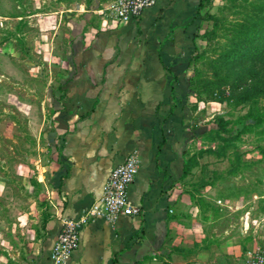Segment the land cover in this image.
<instances>
[{
	"label": "rangeland",
	"instance_id": "1",
	"mask_svg": "<svg viewBox=\"0 0 264 264\" xmlns=\"http://www.w3.org/2000/svg\"><path fill=\"white\" fill-rule=\"evenodd\" d=\"M112 1L0 0V264H38L45 252L59 192L55 115L65 106L78 32L97 26ZM251 4L212 0L202 12L185 86L192 162L169 214L171 222L226 229L252 256L264 250V141L245 133L250 107L212 101L217 89L201 92L230 76L223 60ZM257 102L264 107V97Z\"/></svg>",
	"mask_w": 264,
	"mask_h": 264
},
{
	"label": "crops",
	"instance_id": "2",
	"mask_svg": "<svg viewBox=\"0 0 264 264\" xmlns=\"http://www.w3.org/2000/svg\"><path fill=\"white\" fill-rule=\"evenodd\" d=\"M200 2L158 0L128 23L99 17L92 30L78 32L65 106L55 115L53 142L62 136L51 168L57 206L38 264H54L63 220L79 219L134 151L142 166L129 198L142 216H121L115 225L92 220L69 264H249L251 252L226 229L170 220L192 134L185 86Z\"/></svg>",
	"mask_w": 264,
	"mask_h": 264
},
{
	"label": "built area",
	"instance_id": "3",
	"mask_svg": "<svg viewBox=\"0 0 264 264\" xmlns=\"http://www.w3.org/2000/svg\"><path fill=\"white\" fill-rule=\"evenodd\" d=\"M157 2L158 0H114L104 11H100V15L105 22L128 23L140 18L145 10L155 6ZM141 166L140 153L134 151L124 163L111 171L102 196L79 219L63 220L52 251L54 264H69L80 245L81 230L92 220L101 219L115 225L121 216H142L141 209L134 206L129 198V189ZM249 264H264V250L254 251Z\"/></svg>",
	"mask_w": 264,
	"mask_h": 264
},
{
	"label": "trees",
	"instance_id": "4",
	"mask_svg": "<svg viewBox=\"0 0 264 264\" xmlns=\"http://www.w3.org/2000/svg\"><path fill=\"white\" fill-rule=\"evenodd\" d=\"M211 1L201 0L197 11L199 20H202V12ZM251 3V11L234 26L235 32H232L233 38L223 60L229 66L230 76L207 82L201 92L217 89L218 94L212 101L230 105L236 102L250 107L247 116L253 118V123L244 128L245 133L264 141V107L257 106L258 98L264 97V73L258 69L259 64L264 65V0H251ZM191 162L190 159L185 161L184 176L188 175Z\"/></svg>",
	"mask_w": 264,
	"mask_h": 264
}]
</instances>
